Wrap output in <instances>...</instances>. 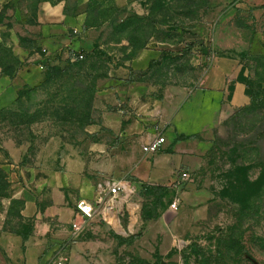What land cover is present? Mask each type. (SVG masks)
Segmentation results:
<instances>
[{"label": "rangeland", "instance_id": "obj_1", "mask_svg": "<svg viewBox=\"0 0 264 264\" xmlns=\"http://www.w3.org/2000/svg\"><path fill=\"white\" fill-rule=\"evenodd\" d=\"M216 67L236 68L249 96L222 120L194 95ZM165 93L173 114L159 125L143 113ZM149 131L172 170L123 194L88 260L264 264V0H0V231L27 236L25 200L53 187L75 201L137 180Z\"/></svg>", "mask_w": 264, "mask_h": 264}, {"label": "crops", "instance_id": "obj_2", "mask_svg": "<svg viewBox=\"0 0 264 264\" xmlns=\"http://www.w3.org/2000/svg\"><path fill=\"white\" fill-rule=\"evenodd\" d=\"M229 60L232 61L231 58ZM212 70L204 76L201 81L203 87L195 91L194 95H197V98L200 96L199 99L204 97L211 101L215 105L213 116L222 120L229 116L237 106L247 104L249 96L245 92V86L236 79V68L235 71L232 69L221 71L217 67ZM228 84H233V88L227 97ZM163 97V103H165L163 106L159 104L143 113L147 118L157 121L159 125H166L173 114L169 108L170 103H167L170 94L165 93ZM179 115L184 117L181 112ZM202 124L203 122L199 121L197 128L189 130L187 127L190 126H186L185 130L193 132ZM166 128L167 132H170L169 130L176 132L175 126L171 129L170 126ZM154 134L153 131L146 133L141 144ZM170 136L169 134L168 137ZM166 157L160 151L148 158L140 159L134 168L137 180L107 178L99 182L96 191L88 193V199L83 198L94 209L90 217H84L76 211L75 203L79 199L68 200L60 185L48 192L47 201L43 204L26 199L22 214L32 219V231L25 237L10 230L0 231V264H92L87 254H95L98 251L101 246L99 243H103L104 230L108 228L106 214L119 206L120 199L126 192L124 190L114 191L110 185L113 183L132 185L134 191L127 192V194L141 196L142 192L149 188L147 186L152 187V182L154 183L157 176L171 172L172 166L168 164L161 166L160 164ZM188 196L190 202L197 206L196 216H203L204 209L201 207L205 197L199 192H193ZM72 222L77 223L76 229L72 227Z\"/></svg>", "mask_w": 264, "mask_h": 264}, {"label": "built area", "instance_id": "obj_3", "mask_svg": "<svg viewBox=\"0 0 264 264\" xmlns=\"http://www.w3.org/2000/svg\"><path fill=\"white\" fill-rule=\"evenodd\" d=\"M165 143V136L162 133H155L154 135L150 136L144 143L141 144V151L143 154H150L154 153L159 150L163 144ZM186 175V173H183ZM111 189L114 191L124 190L126 192L134 191V187L132 185H126L124 183H113ZM171 209H177L179 206V198L175 197L169 204ZM76 211L84 216L90 217L94 211L92 205L84 199H79L75 203ZM72 227L77 228L78 225L76 222H72Z\"/></svg>", "mask_w": 264, "mask_h": 264}, {"label": "trees", "instance_id": "obj_4", "mask_svg": "<svg viewBox=\"0 0 264 264\" xmlns=\"http://www.w3.org/2000/svg\"><path fill=\"white\" fill-rule=\"evenodd\" d=\"M261 173H259V175L257 176V178H256V180H255V183H260V181L262 180V176L264 175V166H263V168H261V171H260ZM146 187V186H145ZM147 187H149L150 188V186H147ZM146 187V188H147Z\"/></svg>", "mask_w": 264, "mask_h": 264}]
</instances>
